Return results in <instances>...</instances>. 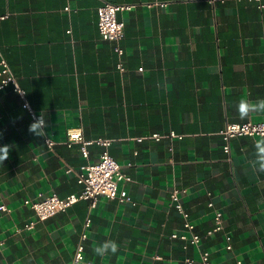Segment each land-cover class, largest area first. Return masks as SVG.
<instances>
[{
  "label": "crops",
  "instance_id": "obj_1",
  "mask_svg": "<svg viewBox=\"0 0 264 264\" xmlns=\"http://www.w3.org/2000/svg\"><path fill=\"white\" fill-rule=\"evenodd\" d=\"M105 1L135 4L118 14L125 22L118 42L98 29ZM151 1L0 0V55L56 141L49 148L46 135L28 131L31 117L16 91L0 92V147L11 146L0 163V204L9 208L0 210V264H69L80 243L81 264H203L204 250L213 264H264V173L250 163L264 137H234L227 153L219 134L229 122L264 121L256 112L241 120L236 110L240 100L264 99V8L247 0ZM72 127L86 139H113L110 153L132 176L120 186L133 202L100 197L92 207L82 199L27 229L36 219L27 199L78 193L81 166L100 159L101 145L90 144L86 158L81 144L65 143ZM171 131L182 136L150 137ZM174 187L186 189L182 202L199 245L171 237L185 231L170 204ZM216 210L223 228L207 235ZM105 240L118 251L97 256Z\"/></svg>",
  "mask_w": 264,
  "mask_h": 264
},
{
  "label": "built area",
  "instance_id": "obj_2",
  "mask_svg": "<svg viewBox=\"0 0 264 264\" xmlns=\"http://www.w3.org/2000/svg\"><path fill=\"white\" fill-rule=\"evenodd\" d=\"M211 4H215L217 1L224 2L225 0H207ZM256 3L259 8H264V0H247ZM159 4L161 6L166 5L164 1L154 0L148 2V6ZM135 4H118L105 1L98 7V29L103 39L120 41L125 36V22L118 16L120 11L129 10L134 7ZM66 11H71L70 5L64 8ZM3 16H0V19ZM116 51L119 54L123 53V49L120 46H116ZM117 68L120 71H124V63L119 60ZM142 69V68H140ZM8 87H11L14 91L25 92L26 90L21 86L17 76L15 75L8 60L0 55V92L4 91ZM19 94V93H18ZM20 95V94H19ZM21 96V95H20ZM22 107L25 102L30 106V110L26 109L33 122V114L39 115L34 109L31 103L28 101L26 94L21 96ZM220 136L223 139V149L225 152H230V141L234 137L238 136H263L264 137V121H246V122H229L220 131ZM65 143L68 146H72L74 143L81 144V151L84 157H88L89 151L88 146L90 144H98L103 146L100 159L96 162L85 163L81 166L77 177L78 182L82 185L81 190L78 193H71L65 197H61L56 193H50L47 195L40 194L37 198L27 199L26 203L29 204L35 211V220H30L26 223L27 229H33L37 221H44L59 212L66 211L70 206L76 202L86 199L89 200L92 207H95L100 197H107L111 199H117L120 202H133L132 196L130 195L126 186H120L121 183L124 185L132 181V176L123 170L122 165L115 159L110 153L109 147L113 142V139L98 137L96 139H86L83 131L80 127H72L67 130ZM171 131L169 134L153 133L150 137L155 140H160L163 137H181ZM139 141L143 137H137ZM46 141L49 148H53L56 141L46 135ZM71 167L67 168V172H71ZM186 192V189L174 187L170 191V204L175 207L185 218L184 227L185 231L182 233H172L171 237H180L193 245H199L201 242V235L195 231V225L189 220V213L183 205L182 193ZM213 206V202L208 203ZM0 210H9L6 204H0ZM91 220L88 218L86 226L89 227ZM224 215L220 210H216L214 216V226L212 229L207 231V235L219 231L223 228ZM87 238V233L82 234V239ZM227 239L230 240L231 236L227 235ZM4 245V240L0 239V246ZM232 245L228 243L227 249H231ZM84 259V244H78L73 260L69 264H81ZM200 260L203 264H213L210 259V252L207 250L200 252ZM188 263H192V258H187ZM239 264L242 262L239 260ZM94 264H104L102 262Z\"/></svg>",
  "mask_w": 264,
  "mask_h": 264
},
{
  "label": "clouds",
  "instance_id": "obj_3",
  "mask_svg": "<svg viewBox=\"0 0 264 264\" xmlns=\"http://www.w3.org/2000/svg\"><path fill=\"white\" fill-rule=\"evenodd\" d=\"M21 96L25 95V92H18ZM24 107L30 110V106L25 102ZM238 117L241 120L247 119L253 112L264 113V99L258 100L255 103H250L247 100H240L236 105ZM47 122L46 114L41 112L39 115L33 114V122L29 125L28 131L37 137H43L47 135ZM10 145H4L0 147V163H4L9 157ZM255 159L251 161V166L254 172L264 173V139H260L255 143ZM97 256L103 257L106 254H116L118 251V245L113 240H105L102 244L94 249ZM82 260V257H78Z\"/></svg>",
  "mask_w": 264,
  "mask_h": 264
}]
</instances>
